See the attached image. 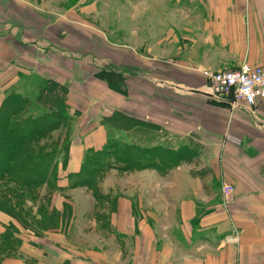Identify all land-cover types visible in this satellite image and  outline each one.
I'll list each match as a JSON object with an SVG mask.
<instances>
[{
    "label": "crops",
    "instance_id": "1",
    "mask_svg": "<svg viewBox=\"0 0 264 264\" xmlns=\"http://www.w3.org/2000/svg\"><path fill=\"white\" fill-rule=\"evenodd\" d=\"M243 62L264 64V0H0V106L50 80L73 121L50 207L69 217L32 230L0 210V240H20L2 264H264V100H215L202 74ZM114 131L196 155L106 173L98 203L68 175Z\"/></svg>",
    "mask_w": 264,
    "mask_h": 264
},
{
    "label": "trees",
    "instance_id": "2",
    "mask_svg": "<svg viewBox=\"0 0 264 264\" xmlns=\"http://www.w3.org/2000/svg\"><path fill=\"white\" fill-rule=\"evenodd\" d=\"M57 88L61 95L50 99L58 106L39 107L37 102L46 100L45 93ZM63 91L60 84L47 80L38 86L34 99L11 91L0 106V210L32 230L55 227L70 213L66 209L68 204L62 214L50 208L53 192L61 190L54 163L53 133L72 124ZM69 141L61 168L65 167L68 157ZM192 154L188 147L142 146L110 137L102 149L86 153L80 170L68 175V184L69 187H87L100 200L98 180L112 168L108 165V157L118 161L116 168L119 170L153 167L165 172L181 160L192 158ZM55 175L56 178H52ZM43 188L49 189L46 190L47 201L40 196ZM16 231L11 224L2 234L0 264L1 258L13 255L20 244Z\"/></svg>",
    "mask_w": 264,
    "mask_h": 264
},
{
    "label": "built area",
    "instance_id": "3",
    "mask_svg": "<svg viewBox=\"0 0 264 264\" xmlns=\"http://www.w3.org/2000/svg\"><path fill=\"white\" fill-rule=\"evenodd\" d=\"M202 74L209 87V96L233 106H242L251 113L264 100V64L243 62L235 68L203 69ZM233 187L222 185V192L229 194Z\"/></svg>",
    "mask_w": 264,
    "mask_h": 264
},
{
    "label": "rangeland",
    "instance_id": "4",
    "mask_svg": "<svg viewBox=\"0 0 264 264\" xmlns=\"http://www.w3.org/2000/svg\"><path fill=\"white\" fill-rule=\"evenodd\" d=\"M105 14H107L108 16H106V19L108 20L107 23L109 24H114L115 21L113 19V16H110L109 15H113L115 13V5L114 4H107L105 5ZM40 84H45V81L44 80H38V79H28L26 81L25 84L22 85V87L20 88V91H17L21 94H27L29 95L32 99L35 98L36 96V93H37V90H38V86ZM60 93V88H57L55 89L54 91H51L50 93H45V98L46 100H40L38 101V105L39 107H41L42 109L43 108H47V107H52L53 105H56L58 106V103L57 104H52L53 101H51V99L55 98V96H59L61 95ZM51 98V99H50ZM36 103V104H37ZM37 106V105H36ZM27 114V113H26ZM73 123V121L71 122ZM71 128H72V124L70 125H66L65 127H61L59 128L58 130H56L54 133H53V138H54V147L56 148L55 149V152H54V163L56 164V173L59 175L60 171H61V167H62V163H63V160L66 156V152H67V144H68V140H69V137H70V131H71ZM118 132H113L112 133V138L115 139L116 141L117 140H122V141H126V142H129L128 139L131 138V136H124L122 138H120V136H118ZM131 140V139H130ZM189 150L193 153L192 156H195V150L193 148H189ZM107 161H108V165L111 166L112 168L111 169H108L106 172H104V174L101 176V178L98 180V188H99V197H101V199H103L104 195L103 193L101 192L100 190V182L102 181V178L106 175V173L109 174H113V176H107V178H109V182L108 184H117L116 180H120V177L118 174V172H130L131 170H119L118 168H116L118 166V161L116 159H114V157H108L107 158ZM159 167H161L159 165ZM162 168V167H161ZM164 169V167L162 168ZM118 171V172H117ZM116 175V177H115ZM52 178H56V175L55 176H52ZM58 178V176H57ZM125 178H129V176H125ZM129 183V182H127ZM46 190L49 191V189L47 188ZM45 188L41 189L40 190V193H41V197H45L46 201H47V194L48 192H46ZM91 190V189H90ZM113 190V189H112ZM46 192V193H45ZM91 194L94 196L93 192L90 191ZM50 193H51V190H50ZM109 195H113V193H110ZM96 198V197H95ZM107 198V197H106ZM109 198V197H108ZM97 200V198H96ZM97 201H99L98 203H100V200L98 199ZM28 204H31V202H29ZM35 205L33 207V209L35 210ZM93 213V211H91ZM92 220L93 219V214L92 216H90L89 218H86L85 220L88 221V220ZM84 220V221H85ZM80 221V220H79ZM80 224V223H78ZM76 229V228H75Z\"/></svg>",
    "mask_w": 264,
    "mask_h": 264
}]
</instances>
